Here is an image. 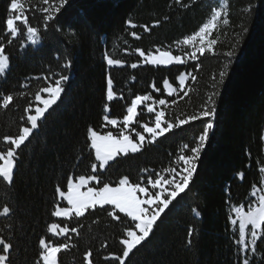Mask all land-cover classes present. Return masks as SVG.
Here are the masks:
<instances>
[{"label": "trees", "instance_id": "1", "mask_svg": "<svg viewBox=\"0 0 264 264\" xmlns=\"http://www.w3.org/2000/svg\"><path fill=\"white\" fill-rule=\"evenodd\" d=\"M55 4L59 5V0ZM23 5L33 10L28 13L29 22L40 30L37 46L29 44L22 26L20 35L7 43L9 0H0V44L9 56L8 71L0 80V95L14 96L8 109L0 108V151L10 147L3 137L16 136L21 126H27L25 108L38 106L36 94L43 96L41 89L61 75L69 79L63 83L60 100L17 150L13 183L0 180V209L4 205L12 209L10 215L0 217V236L13 244L11 264H35L38 242L51 237L48 226L54 222L79 229V235L69 232L70 239L53 238L56 243H69V249L58 254L59 264H84L83 256L89 249L94 264H116L105 262L103 257L122 253L119 240L127 220H114L100 207L84 217L59 219L52 212L57 203L66 206V202L58 196L57 187L66 190L67 179L75 180L79 175L97 174L103 183L116 186L124 176L131 183L143 179L146 184L149 175L155 178L168 167L179 171L182 162L178 156L190 154L204 123L196 121L173 129L154 143L147 142L139 153L118 157L105 169L97 164V173L91 172V165L97 162L88 130L109 131L104 116L122 121L136 95L166 99L165 120L175 122L177 117L200 111L213 92L218 93L214 128L193 181L169 205L153 233L125 264H240L235 243L238 227L231 224L234 213L230 207L243 204L247 208L253 185L263 187L264 183V172L260 171L264 168V0H67L46 31L41 10L52 6V0L49 5L42 0H26ZM221 8L226 10L229 23L223 24L222 16L212 32L210 38L218 41L216 55L206 53L198 61L171 67L143 63L137 49L146 55L158 49L179 55L177 46ZM229 51L235 53L231 62L226 55ZM106 58L118 59L123 66L110 67ZM69 60L71 66L64 67ZM133 63L138 67L131 68ZM225 70L227 76L221 83L219 73ZM181 73L196 77L193 82L189 76L185 88L188 95L182 100L178 95H168L164 85L167 80L179 90L177 78ZM109 75L117 94L111 102L106 100ZM120 95L123 99L118 98ZM152 121L154 116L141 113L134 128L143 131L137 122L151 127ZM239 173L244 174L243 179ZM93 186L102 185L94 182ZM190 228L194 234L188 244ZM105 243L107 248L102 247ZM256 247L250 264H264V237Z\"/></svg>", "mask_w": 264, "mask_h": 264}, {"label": "snow or ice", "instance_id": "2", "mask_svg": "<svg viewBox=\"0 0 264 264\" xmlns=\"http://www.w3.org/2000/svg\"><path fill=\"white\" fill-rule=\"evenodd\" d=\"M42 3L49 5L50 0H42ZM66 3L67 0H59V5H56L55 0H52V6L44 7L41 10L45 14L43 16V28L45 31L49 22L56 18V14L61 11V8ZM177 3H179V0H177ZM32 11L31 8L26 9L21 0H9L8 15L5 20V34L10 37L7 41L8 44H11L13 39L20 35V26L26 31L27 40L31 44L39 43L40 30L29 22L28 13ZM222 16L225 17L223 24L227 25L229 20L227 19L226 10L224 8L214 10L211 19L207 23H204L198 31L183 40L184 45L191 46V52L185 53L184 56L173 55L171 51H160L159 49L156 53L146 55L143 50L137 49L139 56L143 58L144 64L158 66L173 63L178 65L185 64L188 60L198 61L206 53L216 55L214 49L218 41L210 37ZM157 23L159 22L157 21ZM129 24L135 27L131 21H129ZM145 30H148L147 27ZM132 35L136 36V33L133 32ZM226 55L231 62V58L235 53L229 51ZM106 62L109 66H122L121 61L118 59L107 58ZM70 66L71 61L69 60L64 67ZM8 67L9 56L5 54L4 45L0 44V75H4ZM130 67L135 69L138 67V64L133 63ZM196 67L198 69L199 65H196ZM186 76H190L193 82L196 79L191 73H181L177 78L179 90L172 88L167 80L164 81L165 87L171 89L169 95L177 92L181 100L184 96L188 95V91H185ZM226 76L227 70L219 73L221 83ZM44 79L48 78L45 77ZM68 79L67 75H61L52 84L42 88L41 91L48 94L47 98H42L40 93H37L35 96L36 101L41 102L42 106L33 108L29 104L25 108V112L28 113L25 122L27 126H21L16 136L3 137L4 141L10 145L6 151H0V180H3L6 184L11 185L14 181V169L16 168L18 156L17 150L22 145H25L26 141H29L34 130L38 129V122L45 118V114L49 112V109L60 100L61 94L64 92L63 83ZM106 84V100L111 102L114 98H117V94L113 91V79L110 75L107 77ZM153 88H155V84H153ZM155 91L159 92L160 89L155 88ZM180 92H183V96L179 95ZM217 95V92H213L212 95L208 96L205 105L200 111L186 115L184 118L177 117L175 122L165 120V111L163 109L157 111L155 107L156 104L164 106L169 102L163 98L158 101L154 100L151 94L136 95L131 100L130 106L126 108L127 114L123 116L122 121L110 119L105 115L103 118L105 121L104 126L108 127L110 125L112 128L119 126V131L114 135L112 130L103 132V134L91 128L88 130L90 147L94 150L97 162L91 165L92 173H97V164L99 165V169H104L109 165L110 161H115L118 157H126L129 153L140 152L146 141L145 133L150 136L147 142L154 143L158 137L164 136L173 129L182 128L196 121H203L204 127L196 138L194 145L191 146L190 154L178 156L177 160L182 162V167L179 171L174 167H168L164 170V173H156L155 178L149 175L146 184L143 179L139 183H131L129 178L124 176L118 180L116 186H112L109 183H103L97 174L88 176L79 175L75 180L67 179L66 190H61L59 186L56 189L58 196L66 201V206H60L57 203L52 215L65 220H71L73 217H84L86 213L96 210L99 206L114 220L121 221L122 223L124 220H127V226L119 240V244L122 246V253L119 255L109 253L103 257L105 262L115 261L116 264H125V260L130 257V254H133L134 250H137L138 246L142 245L153 233L157 221L165 213L166 209H169V205L181 193L185 192L193 181V177L197 171V162L207 145L209 134L214 128L213 120L216 116L215 97ZM20 96L23 97L24 93L21 92ZM118 98L123 99V96L120 95ZM13 101L14 96L12 94L0 95V108L8 109ZM150 101L151 103H149ZM175 102L173 101V103ZM142 104L145 105L147 113L154 114L153 126L150 127L149 123L137 122L143 131H137L133 127L131 128V132H129L130 126L136 122L137 109ZM108 110L106 104L105 111L107 112ZM33 112L34 114H32ZM21 119L24 118L21 117ZM131 133L135 134L136 140H133ZM184 148L188 149L189 146L186 144ZM144 171L147 172V170ZM260 171L264 172V168H261ZM239 177L243 179L244 174L239 173ZM92 182L102 186L98 188L95 186L89 187L88 185ZM150 188L152 191H150ZM250 196L255 199L249 200L247 210H245L243 204L230 207V211L235 214V218L231 219V224L233 226L238 224L239 239L235 240V243L238 245V253L241 256L240 264H250L251 256L257 252L256 246L258 240L264 237V187L253 185ZM105 205L110 206V208H105ZM11 212L12 209L4 205L0 209V217H7ZM120 214H123V220ZM196 215L198 216L199 213L197 212ZM70 231L79 235L77 227L69 229L66 224L62 227L60 223H51L48 226V232L51 234V237L47 239L41 238L38 242L40 250L35 264H59L58 254L68 250L69 243H56L53 238L65 237L70 239L68 235ZM193 234L194 229L190 228L187 233L189 238L188 244H191ZM102 247L107 248V243L102 245ZM12 250L13 244L3 236H0V264H11L10 253ZM83 260L84 264H94L91 249L85 252Z\"/></svg>", "mask_w": 264, "mask_h": 264}, {"label": "rangeland", "instance_id": "3", "mask_svg": "<svg viewBox=\"0 0 264 264\" xmlns=\"http://www.w3.org/2000/svg\"><path fill=\"white\" fill-rule=\"evenodd\" d=\"M24 1H26V0H21V2L23 3ZM29 44H31L30 42H29ZM32 45H35V46H37L38 45V43L37 44H32ZM176 50V52H178L179 53V55H181V56H184V54L185 53H190L191 52V46H188V45H184L183 44V42L182 43H180L178 46H177V48L175 49ZM185 59H187V57H185ZM106 60H107V58H106ZM188 62H191V60H188ZM187 62V63H188ZM186 63V64H187ZM148 65H151V64H148ZM173 65H178V64H175V63H173V64H169V65H158V66H155V65H151V66H154V67H171V66H173ZM179 65H183V64H179ZM123 66V65H122ZM122 66H110V67H122ZM9 68V67H8ZM7 71H8V69L6 70V72H5V74L4 75H0V80L6 75V73H7ZM189 81V76H186V85H187V82ZM186 85H185V88H186ZM172 88H174V87H172ZM165 90H166V93L169 95V92L171 91V89H169V88H166L165 87ZM47 95L48 94H46V93H43V96H41L42 98H47ZM175 95H177V92H173L170 96H175ZM61 96H62V94H61ZM115 99V98H114ZM113 99V100H114ZM37 103H38V106H42V103L41 102H38L37 101ZM149 103H151V101L149 102ZM54 106V105H53ZM166 105H164V106H161V105H158V104H156L155 105V107H156V110L157 111H159V110H161V109H163L164 107H165ZM50 110V109H49ZM137 111H138V115H137V117L139 116V114H146V115H152V116H154V114H151V113H147L146 112V109H145V105H140L139 107H138V109H137ZM47 114V113H46ZM45 114V115H46ZM137 119V118H136ZM39 122H41V121H39ZM39 122H38V125H40L39 124ZM136 124V122H134L133 123V125H131L130 126V128H129V132H131V128H133L134 127V125ZM107 129H113L114 131H115V133H113L114 135H116L117 133H118V131H119V126L117 127V128H112V126H108V127H106ZM36 130H34V132H35ZM132 134V137H133V140H136L137 138L135 137V134L134 133H131ZM145 136H146V141H145V143H144V145L147 143V141L150 139V136L148 135V134H146L145 133ZM159 138V137H158ZM157 138V139H158ZM27 142V141H26ZM144 145H143V147H144ZM137 153H139V152H137ZM129 154H133V153H129ZM134 154H136V153H134ZM112 162H114V161H110L109 162V164H111ZM108 166V165H107ZM106 166V167H107ZM105 167V168H106ZM104 168V169H105ZM14 171H15V169H14ZM263 184V187H264V183H262ZM150 191H152L151 190V188H150ZM252 198V197H251ZM255 198H252V200H254ZM62 201H64V200H62ZM105 206H107V205H105ZM99 207V206H98ZM245 210H247V208H245ZM234 218H235V214H234ZM234 227H238V224L236 225V226H234ZM250 227V226H249ZM131 255V254H130ZM125 262H126V260H125Z\"/></svg>", "mask_w": 264, "mask_h": 264}, {"label": "crops", "instance_id": "4", "mask_svg": "<svg viewBox=\"0 0 264 264\" xmlns=\"http://www.w3.org/2000/svg\"><path fill=\"white\" fill-rule=\"evenodd\" d=\"M94 182H92L91 184H89L88 186L91 187V185L93 184ZM82 190H86V189H82ZM61 199V198H60ZM62 200V199H61ZM66 202V201H65ZM58 218V217H57ZM59 219H63V218H59Z\"/></svg>", "mask_w": 264, "mask_h": 264}, {"label": "bare ground", "instance_id": "5", "mask_svg": "<svg viewBox=\"0 0 264 264\" xmlns=\"http://www.w3.org/2000/svg\"><path fill=\"white\" fill-rule=\"evenodd\" d=\"M264 138V137H263Z\"/></svg>", "mask_w": 264, "mask_h": 264}]
</instances>
